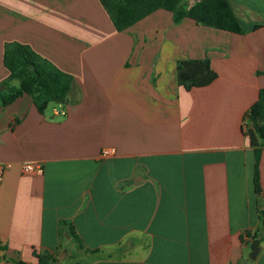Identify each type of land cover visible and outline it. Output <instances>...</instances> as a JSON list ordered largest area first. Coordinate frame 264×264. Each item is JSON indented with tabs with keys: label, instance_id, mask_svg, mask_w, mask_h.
<instances>
[{
	"label": "crops",
	"instance_id": "crops-1",
	"mask_svg": "<svg viewBox=\"0 0 264 264\" xmlns=\"http://www.w3.org/2000/svg\"><path fill=\"white\" fill-rule=\"evenodd\" d=\"M229 3L240 34L162 9L116 31L99 0H0V84L8 42L72 79L64 116L26 94L0 105V264H264V243L252 259L241 240L264 207V146L258 191L242 126L264 89V0ZM195 59L217 78L187 90L176 66Z\"/></svg>",
	"mask_w": 264,
	"mask_h": 264
},
{
	"label": "trees",
	"instance_id": "trees-1",
	"mask_svg": "<svg viewBox=\"0 0 264 264\" xmlns=\"http://www.w3.org/2000/svg\"><path fill=\"white\" fill-rule=\"evenodd\" d=\"M108 14L116 31H124L157 10H165L172 14L176 24L185 18L195 20L212 27L242 33L241 25L234 15L229 0H99ZM259 25H254L257 28ZM3 64L9 71L8 78L0 84V105L6 106L17 97L28 95L36 108L44 112L49 106L64 104L71 85V76L46 58L36 53L30 46L8 42L4 45ZM217 78L210 68L208 60H183L176 66L177 82L185 89L205 87ZM12 80L18 86H9ZM244 122L251 146L255 148L256 163L254 183L258 185V161L260 148L264 146V89H260L257 100L245 114ZM260 227L255 233H245L253 238L252 249L264 243V207L259 211ZM68 235L76 242L78 237L69 223ZM261 235V237H260ZM244 235L241 236L243 240ZM79 247L82 245L79 243ZM39 264L52 262V257L44 253L38 256Z\"/></svg>",
	"mask_w": 264,
	"mask_h": 264
},
{
	"label": "built area",
	"instance_id": "built-area-1",
	"mask_svg": "<svg viewBox=\"0 0 264 264\" xmlns=\"http://www.w3.org/2000/svg\"><path fill=\"white\" fill-rule=\"evenodd\" d=\"M53 114L55 115H65V111L62 108V106L59 104L57 105V107L53 108ZM243 129L244 131L246 130V123L243 122ZM114 149L113 148H105L102 150L101 152V157L105 158L107 156H111L114 154ZM9 168L8 164H2L0 163V186L3 180V175H4V171L7 170ZM22 172L24 174H41L43 172V167L41 164H34V163H25L22 165ZM244 238L245 239H249L251 238V235L249 234H244Z\"/></svg>",
	"mask_w": 264,
	"mask_h": 264
},
{
	"label": "water",
	"instance_id": "water-1",
	"mask_svg": "<svg viewBox=\"0 0 264 264\" xmlns=\"http://www.w3.org/2000/svg\"><path fill=\"white\" fill-rule=\"evenodd\" d=\"M259 251V248H255L252 253L250 254V258L254 259Z\"/></svg>",
	"mask_w": 264,
	"mask_h": 264
}]
</instances>
